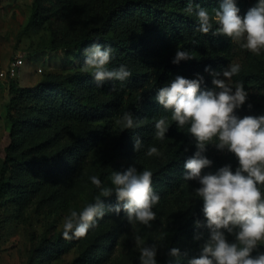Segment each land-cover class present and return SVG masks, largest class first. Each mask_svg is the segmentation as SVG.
I'll return each instance as SVG.
<instances>
[{
    "label": "rangeland",
    "instance_id": "rangeland-1",
    "mask_svg": "<svg viewBox=\"0 0 264 264\" xmlns=\"http://www.w3.org/2000/svg\"><path fill=\"white\" fill-rule=\"evenodd\" d=\"M33 0H0V70L8 61L21 56L24 65L17 79H0V163L5 160V183L8 188L0 196V264H138L139 249L133 234H139L148 244L157 243L159 264H176L167 257L168 247H178L182 255L179 264H186L187 254L198 251L190 240L193 221L203 219L202 201L190 193L199 185L191 181L173 197L160 200L152 227L129 223L123 211L119 215L106 213L94 228L82 238L62 237L63 217L70 209H81L92 191L90 176L97 175L110 186L111 171H123L128 166L138 170L155 167L171 154L179 140L172 137L164 146H157L162 157L134 158L129 150H115L110 138L97 142L91 151L70 169L72 162L62 152L73 140L98 127L93 123H75L65 137L57 134L58 126L48 124L23 127L12 144L7 119L9 86L32 87L46 76H65L82 71L81 60L65 54L62 44L74 43L82 37V21L87 16L86 0H75L74 9L50 21L31 19ZM80 20L79 23L74 22ZM61 44L62 48L54 50ZM232 62L242 63L244 72L254 84L244 85L249 95L236 110L239 116L264 110V56L256 57L234 43ZM39 69L42 70L39 73ZM239 76L234 80H239ZM62 150V151H61ZM208 155L234 157L208 146ZM45 160L50 169L44 173H29L30 165ZM12 186L14 189H12ZM23 193L15 197L14 191ZM116 203L115 195L111 196ZM106 205H111L104 201ZM264 251V246H260ZM255 254V253H253Z\"/></svg>",
    "mask_w": 264,
    "mask_h": 264
},
{
    "label": "clouds",
    "instance_id": "clouds-1",
    "mask_svg": "<svg viewBox=\"0 0 264 264\" xmlns=\"http://www.w3.org/2000/svg\"><path fill=\"white\" fill-rule=\"evenodd\" d=\"M183 12L195 17L197 32L222 35L242 50L264 56V0H256L243 16L237 0H219V7L212 9L187 0ZM83 55L82 71L91 74L97 87L109 81L110 92H119L123 82L133 75L127 64L109 67L113 58L111 46L92 43L83 49ZM194 57L192 51L178 46L171 62L179 64ZM241 71V62H229L219 71L205 66L212 87L202 88L205 79L199 73L195 78L176 75L155 95V101L168 115L153 117V138L164 141L175 122L178 130L190 134L195 147L183 163L181 180L186 185L188 181L199 185L190 196L202 201L203 219L193 221V240L200 242L199 254L188 259L187 264H264V251L260 250L264 246V114H237L249 95L242 81L233 79ZM145 119L125 111L114 123L123 131L140 127ZM133 140V150L139 152L143 142L139 136ZM208 146L232 154L237 163L235 169L226 163L215 171H204L213 165V160L205 155ZM144 155L162 157L163 152L151 145ZM89 179L99 195L79 210L70 209L63 217L64 239L84 237L109 212L119 215L123 211L130 224L152 227L157 216L153 209L161 199L153 187L152 170H138L130 165L123 171H111L110 186L97 175ZM113 194L116 203L106 205L101 198ZM133 240L139 249L138 264H159V244H148L135 233ZM166 255L179 264L186 253L182 254L178 247H168Z\"/></svg>",
    "mask_w": 264,
    "mask_h": 264
},
{
    "label": "trees",
    "instance_id": "trees-1",
    "mask_svg": "<svg viewBox=\"0 0 264 264\" xmlns=\"http://www.w3.org/2000/svg\"><path fill=\"white\" fill-rule=\"evenodd\" d=\"M208 9L218 8L219 0H192ZM187 0H86L83 19L82 37L80 40L65 44L70 37L66 30L63 45L65 54L74 55L83 65V49L92 43H100L113 48V58L109 67H118L124 63L132 70L133 75L123 82L119 92H110L111 82L105 81L97 87L90 73L76 70L65 76H46L32 87L17 88L9 86V103L7 119L10 123L12 144L23 127L48 124L58 126L57 134L67 135V130L75 123H97L98 127L78 136L73 142L62 149L61 157L66 156L72 162L70 169L79 163L97 142L111 137L115 150L127 149L134 158L141 157L151 145L164 146L169 139L179 136V140L171 154L163 159L153 170V187L160 193L161 199L173 197L186 184L181 180L183 163L194 151V142L190 134L177 129L173 122L164 141L153 138L154 120L165 113L162 106L155 101L159 88L175 78H195L199 73L204 76L202 88L212 87L211 77L204 72L205 66L219 71L232 62L234 43L222 35L212 33L201 34L196 31L197 22L194 16L183 12ZM256 0H237L240 15L254 6ZM75 0H33L31 19L44 23L56 17L66 15L74 9ZM80 20H76L79 23ZM195 40L196 43H192ZM61 44L54 47L58 50ZM190 50L195 57L183 60L179 64L171 61L177 47ZM239 80L243 84L254 79L244 72ZM119 86V82H117ZM129 111L137 119H145L136 129L120 131L115 119L123 112ZM264 114L258 110L253 114ZM243 117V116H242ZM139 136L143 148L139 152L133 150V138ZM187 148L188 151H184ZM61 150V151H62ZM213 160L210 169L215 171L224 164H231L233 170L237 166L235 157L222 155L209 156ZM5 160L0 163V196L8 188L5 183ZM50 166L45 160L30 165L29 173H44ZM191 181H188L189 184ZM12 189L14 187L12 186ZM23 192L15 190V197ZM99 193H90L87 203L93 202ZM112 203V198L102 197ZM190 240L198 251L189 252L187 260L198 256L199 241L193 240L194 227Z\"/></svg>",
    "mask_w": 264,
    "mask_h": 264
},
{
    "label": "built area",
    "instance_id": "built-area-1",
    "mask_svg": "<svg viewBox=\"0 0 264 264\" xmlns=\"http://www.w3.org/2000/svg\"><path fill=\"white\" fill-rule=\"evenodd\" d=\"M24 65V59L21 56H15L11 58L5 69L0 70V79H6V80H14L17 79L21 68ZM42 70L39 69V73H41Z\"/></svg>",
    "mask_w": 264,
    "mask_h": 264
}]
</instances>
